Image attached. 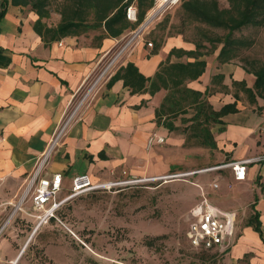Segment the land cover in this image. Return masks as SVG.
Instances as JSON below:
<instances>
[{
    "label": "crops",
    "instance_id": "1",
    "mask_svg": "<svg viewBox=\"0 0 264 264\" xmlns=\"http://www.w3.org/2000/svg\"><path fill=\"white\" fill-rule=\"evenodd\" d=\"M4 13L0 18V229L4 228L0 264H19L33 234L54 221L37 228L36 218L19 212L11 217L14 205L23 197L49 142L107 58L139 26L130 22L118 38L100 39L102 32L92 30L52 40L35 30L39 16L30 7L9 5ZM149 43L153 47L139 38L128 41L118 64L90 92L53 151L43 177L62 174L59 200L70 195L77 175L87 174L95 184L123 175L162 177L185 164L187 149L213 150L221 165L264 156V99L254 89L253 73L237 59L220 62L223 44L211 40L200 42L178 33ZM193 64L205 65L202 75L179 84V67ZM129 65L133 67L126 75L135 88L122 77ZM202 103L215 113L209 123L200 121L213 147L191 136L196 107ZM222 110L226 111L216 121ZM154 135L164 137L165 143L148 148ZM228 172L230 178L220 194H214L220 187L213 190L211 183L210 192L204 189L210 203L236 214L233 246L225 262L264 264V160L248 165L245 181H236ZM26 208L30 210V202ZM255 218L260 231L251 223Z\"/></svg>",
    "mask_w": 264,
    "mask_h": 264
},
{
    "label": "rangeland",
    "instance_id": "2",
    "mask_svg": "<svg viewBox=\"0 0 264 264\" xmlns=\"http://www.w3.org/2000/svg\"><path fill=\"white\" fill-rule=\"evenodd\" d=\"M73 1L50 0L46 24L57 27ZM183 1L168 6L149 22L155 15L156 0L145 21L131 33L138 32L147 20V27L138 37L147 45L178 33L200 42L222 39L228 34L226 30L212 29L192 20L182 9ZM218 1L221 8L230 7L228 0ZM132 24L136 26L137 22ZM130 37L124 38L110 56ZM234 37L252 43L249 48H241L237 60L250 71L264 68V27H248ZM186 151L185 164L161 178L179 174H186L185 177L169 181L123 175L122 179L115 177L99 183H119L111 189H99L66 202L57 214L61 222L43 226L35 234L32 229L33 239L19 264H226L227 254L194 250L186 232L191 213L201 201L197 185L208 190L210 183L219 180L220 189L214 194H220L230 173L228 169L212 170L221 165L216 163L213 150ZM201 171L205 172L196 173Z\"/></svg>",
    "mask_w": 264,
    "mask_h": 264
},
{
    "label": "trees",
    "instance_id": "3",
    "mask_svg": "<svg viewBox=\"0 0 264 264\" xmlns=\"http://www.w3.org/2000/svg\"><path fill=\"white\" fill-rule=\"evenodd\" d=\"M1 2L3 10L0 13V18L5 15L4 12L9 5L30 7L39 16V20L34 26L35 30L40 35H46L52 40H56L92 30L102 32L100 39L118 38L131 27L126 16L127 8L133 3L135 4L137 7V26H140L145 21L148 11L154 7L156 0H74L69 7V13L62 14V21L56 28H49L42 22L49 16L50 0H1ZM228 2L229 8H221L218 0H185L182 3V9L192 20L212 29L228 31L224 38L211 40L212 44H223L219 55V61L222 63L238 59L242 47L249 48L252 46V43L247 42L244 38H235L236 32L248 27H264V0H228ZM130 67L133 66L129 65L122 77L128 85L135 88L126 75ZM204 70L205 65L203 64L180 66L177 74L179 84L187 79H198ZM247 71L256 76L254 89L264 99V68L258 71L247 69ZM143 79L145 82L147 81V79ZM157 79H160V74ZM196 109L197 114L193 120L195 127H193L191 136L197 139L200 144L213 147L214 144L209 143L210 133L206 128L202 129L200 121L203 118V123H209L210 119L214 118L215 113L206 103L199 104ZM225 111L216 113V121ZM256 220V218L253 219L251 223H253L256 231H260V223ZM51 221L56 220L52 219ZM194 250L212 252L201 249Z\"/></svg>",
    "mask_w": 264,
    "mask_h": 264
},
{
    "label": "built area",
    "instance_id": "4",
    "mask_svg": "<svg viewBox=\"0 0 264 264\" xmlns=\"http://www.w3.org/2000/svg\"><path fill=\"white\" fill-rule=\"evenodd\" d=\"M127 19L130 22H137V7L133 3L127 8ZM143 26V25H142ZM141 26V28H142ZM147 27V26H146ZM145 27V28H146ZM141 28L136 33H132L131 37L124 43L120 49L110 56L105 62L103 68L98 73L93 84L90 85L87 92L79 100L77 107L73 110L69 117L65 120L64 124L55 133L53 138L48 144L44 154L40 157L38 165L33 172L31 179L27 185L26 191L18 204L14 205V210L11 214L13 217L17 212L23 213L28 217L36 218L38 220L37 228L51 222L52 219L61 222L58 219L57 212L62 209L66 202L72 198H77L86 193L93 192L99 189L112 188L114 185L110 183L108 185L95 184L89 175H77L73 178V185L70 195L64 199L59 200V196L63 190V176L62 174H55L52 178L48 179L43 177V173L48 160L50 159L53 151L59 146L62 138L65 136L67 129L76 114V111L81 107L86 100L90 92L104 79H106L116 64H118L122 49L128 44V41L138 39L139 35L143 32ZM130 43V42H129ZM149 47H153L152 43H148ZM165 143V138L162 136L154 135L148 140V148H152L155 145H162ZM264 160V156L261 158H253L241 161H231L226 164L215 167L212 170L220 171L224 169H230L233 172L236 181H245L247 178L248 165ZM209 171V170H207ZM205 171L196 172L204 173ZM174 178L185 177L186 174L171 175ZM167 177V176H166ZM152 178V179H164ZM201 190V201L194 208L191 213V221L186 232V238L194 249H201L206 251H214L219 254H227L233 246L234 235V223L236 222V214L233 212H223L210 203L209 199L205 196L206 192L204 187L197 185ZM210 187L213 190H218L220 185L219 181L215 180L211 183ZM31 203L30 210L26 208V203ZM4 228L0 229V235Z\"/></svg>",
    "mask_w": 264,
    "mask_h": 264
},
{
    "label": "bare ground",
    "instance_id": "5",
    "mask_svg": "<svg viewBox=\"0 0 264 264\" xmlns=\"http://www.w3.org/2000/svg\"><path fill=\"white\" fill-rule=\"evenodd\" d=\"M179 0H158V4L155 8V15L153 14L149 20V22H152L159 14H161L168 6L176 4ZM148 24V23H147ZM13 264H16L14 262Z\"/></svg>",
    "mask_w": 264,
    "mask_h": 264
},
{
    "label": "water",
    "instance_id": "6",
    "mask_svg": "<svg viewBox=\"0 0 264 264\" xmlns=\"http://www.w3.org/2000/svg\"><path fill=\"white\" fill-rule=\"evenodd\" d=\"M146 26H147V20H146V22L143 24L141 30H143ZM173 179H174L173 176H167V177L164 178V180H169V181H172Z\"/></svg>",
    "mask_w": 264,
    "mask_h": 264
}]
</instances>
